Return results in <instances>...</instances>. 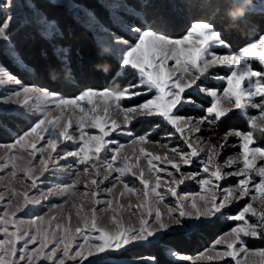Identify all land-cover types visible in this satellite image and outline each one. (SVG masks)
<instances>
[{
  "label": "snow or ice",
  "instance_id": "6c2138e0",
  "mask_svg": "<svg viewBox=\"0 0 264 264\" xmlns=\"http://www.w3.org/2000/svg\"><path fill=\"white\" fill-rule=\"evenodd\" d=\"M122 6L120 0L112 7ZM26 7L31 5L0 0V47L13 43L15 27L25 22L21 9ZM256 7L254 0H216L217 11L233 22L248 20ZM240 9L244 15L233 20ZM105 31L109 47L121 53L119 66L132 76L120 87L83 86L77 94L64 97L44 86L25 85L0 65V85L15 86L0 94V126L3 117L13 114L35 117L13 142L3 145L8 154L0 162V172L11 168L7 176L16 178L19 167L20 180L31 181L28 187L37 189L18 191L9 181L6 191L0 192V264H117V257L129 252L135 253L129 264H162V257L170 258L168 264H184L191 258L174 245L177 234L213 227L221 218L236 222L235 226L214 241L215 255L207 258H218L222 264H250L258 257L254 264H264V248L249 247L251 240L264 242V144L254 136L259 130L264 137V32L233 50L207 20L193 21L178 38L157 31L147 21L125 24L127 36ZM218 48L227 51L218 53ZM66 51L57 48L58 54ZM216 67L227 69L216 77L224 82L220 89L203 83L211 75L209 69ZM100 70L107 73L109 68L104 65ZM69 106L79 113L75 126L71 118L64 121L63 109ZM189 107L203 114L185 115ZM56 110H61L59 115ZM233 115L245 120L250 130L227 128L221 133L219 129ZM142 122L150 127L137 132L135 124ZM161 132L169 138L179 134L183 146L161 144L154 139ZM203 132L209 135H200ZM37 140L43 142L39 147ZM151 144L166 151L153 152L147 147ZM18 145L33 160L39 153V159L29 167L19 166L16 161L24 157L12 151ZM136 145L138 153L122 155L126 147ZM230 146L238 151L221 160ZM194 167L198 170L186 171ZM58 171L68 177L66 183L50 185L47 191L39 188L45 172ZM81 171L83 192L78 188ZM126 177L138 181V186ZM106 181L110 186L102 188ZM187 181L209 194H197L198 200L181 195L180 186ZM118 186L122 189L115 193ZM69 193L92 205L85 209L73 204L78 219L74 227L71 213L66 217L53 213L63 204L48 203V211L43 210L51 197ZM126 193L136 200L122 202ZM236 205L240 207L233 213ZM128 209L132 211L125 219L123 212ZM109 211L112 215L102 222Z\"/></svg>",
  "mask_w": 264,
  "mask_h": 264
},
{
  "label": "trees",
  "instance_id": "16d2710c",
  "mask_svg": "<svg viewBox=\"0 0 264 264\" xmlns=\"http://www.w3.org/2000/svg\"><path fill=\"white\" fill-rule=\"evenodd\" d=\"M32 1L39 12L38 19L27 14L24 16L25 22L18 24L13 31L12 50L20 65L12 63L8 55L0 48V65L10 70L25 85L44 86L64 97H71L77 94L83 86L120 87L132 79L131 74L122 70L117 60L101 49L92 32L74 19L64 7L52 4L47 0ZM73 1L95 11L98 19L111 31L127 36L120 29L114 28L109 21L108 14L104 9L102 10L97 0ZM171 1L182 12L184 11V14L180 15V11L177 9L176 12L173 11ZM178 1L180 0H158L154 1V5H150L148 2L129 5L134 10H138L142 16L145 14L136 23L142 24L147 21L157 31L175 38L185 34L193 21L207 20L223 33L233 50L245 46L258 34L264 32V14L260 16L258 15L260 13H250L248 20L243 23L241 21L233 22L224 16L222 10L217 11L216 0H201L196 7L189 4L182 5L183 9ZM1 11L2 8H0ZM125 22L134 23L130 18H126ZM256 23L260 25L256 26ZM58 47L65 48L66 53L58 54ZM219 52H226V50L222 49ZM65 62L67 67H65ZM98 65L100 68L107 65L109 71L104 73L97 67ZM205 86L220 88L212 82L205 83ZM184 114L199 116L203 113L200 110L185 109ZM23 122L12 115L3 117V125L0 126V143L11 142L13 138L9 134L15 136L26 130L27 127ZM148 127L150 125L146 123L143 128L145 130ZM227 128L250 130L245 120L238 115L227 119L219 131L222 133ZM254 136L258 143L264 144V137L259 131L255 130ZM232 226H235L234 222L220 220L210 228L177 234L173 243L177 250L184 255H198L208 249L221 234L227 232ZM249 247L252 249L264 248V242L251 240ZM134 254V252L126 253L124 257H117V260H131ZM169 260L168 257H162V264H168Z\"/></svg>",
  "mask_w": 264,
  "mask_h": 264
},
{
  "label": "rangeland",
  "instance_id": "374dc122",
  "mask_svg": "<svg viewBox=\"0 0 264 264\" xmlns=\"http://www.w3.org/2000/svg\"><path fill=\"white\" fill-rule=\"evenodd\" d=\"M47 1H49L52 4H56V5H60V6L64 7L65 10L68 13H70L74 19H76L78 22H80L83 26H85L86 28H88L92 32L94 39L96 40V42L98 43V45L101 47L102 50H104L105 52L110 54L118 62L120 61L121 53L119 52V50H113L111 47H109V37L106 34L105 30H108V31H111V30L109 28H107L98 19L97 15L95 14V11H91L90 9H87L84 6L76 4L73 0H47ZM154 1L156 2L158 0H122V3H123L122 7L113 8L112 6L120 3V0H97V2L100 3L99 6L102 8V10L104 9L105 12L108 14L109 21H111L114 28L116 27L117 29H120L124 33H126L124 31V25L127 24L125 22L126 18H130V20H132L134 23H136L141 18H143V16L145 15V14H143V16H142L138 10H134L129 4H138V3L143 4L144 2H148V3H150V5H154L155 4ZM20 2L22 4H30L31 5V7H26V8L21 9L23 16H25L27 14H31L35 18L38 19L39 12L37 11V8L34 5L32 0H20ZM178 2L180 3L181 6L189 4L191 6L196 7L197 5H199L201 0H194V1H192V0H180ZM254 2L256 3L257 7L255 8V10L252 13H260L258 15L262 16V14H264V0H254ZM170 4L172 6L173 11H175L177 9L178 11H180V15L184 14L183 13L184 11L182 12V10H180L178 7H176L172 1L170 2ZM183 8L184 7L182 6V9ZM1 12H3V8H2ZM147 12H148V10L146 11V13ZM241 23H243V21H241ZM259 25H260L259 23H256V26H259ZM111 32H113V31H111ZM126 35H127V33H126ZM0 48L3 52H5L8 55V58L12 61V63H14L16 65H20V63L17 62V60L15 59L17 57L12 50V45L3 46ZM105 49H107V50H105ZM221 50L222 49H220V48L216 49V51L218 53H220L219 51H221ZM225 50L227 51V49H225ZM169 63L171 64L172 62L170 61ZM253 64L255 67H257V68L259 67L258 62H253ZM122 70H125V69L122 68ZM226 71H227V69L221 68V67L210 68L209 72L211 73V75L207 79L203 80L204 85H205V83L212 82V83L216 84L218 87L222 88L224 86V82L219 81L218 79H216V77L219 75H224ZM14 87L15 86H11V85H0V94H7V92L10 91ZM220 88H218V89H220ZM96 103L100 104L101 106L103 105L102 100H98V101H96ZM124 103H129V102L124 101ZM186 109L192 110L193 108L189 107ZM194 110L198 111L199 109H194ZM21 111H23V110H21ZM60 111L61 110H56L55 114L59 115ZM63 112H64V121L71 118L73 121V125L75 126L76 122H78V120H79L78 111L72 109L69 106V107L63 109ZM251 112H252V114H257L255 110H251ZM12 116L15 117L16 119H21L22 121H24L23 124L27 128L32 123V120L35 119V117H32L30 119H25L24 117H17L15 114H13ZM146 123L147 122L135 124L136 131L137 132H143L144 131L143 127L145 126ZM86 131L91 132V133L97 132L96 129H86ZM257 131H259V130H257ZM9 135H11L12 138L16 136V135L14 136L12 134H9ZM200 135L208 136L209 133L203 132ZM154 139L160 141L161 144L169 143L170 146H172V145L183 146V142L179 139V134H176V136L169 138L163 132L161 136H157ZM120 140L123 143H127V138H125V137H120ZM233 140H235V138H233ZM11 142H13V139ZM11 142H9V143H11ZM9 143H0V162H3V160L6 158V156L8 154V150L5 147H3V145H7ZM36 143H37V147H39L43 142L37 140ZM61 147H63V145H61ZM139 147H140L139 145L128 146L125 148L124 153H122V155L133 152V151L138 153ZM147 147L149 150H151L153 152H157V153L166 151L165 149H163L162 147H160L156 144H151V145H148ZM12 151H15L19 156L24 157L23 159H18L16 161V163L21 167H25V168L29 167L32 163H35L36 160L39 159V153H35L36 160H33L30 156H28L27 152L23 148H21L19 145L17 146V148L15 150H12ZM32 151L33 150L29 147L28 152H32ZM237 151H238V149L236 147L230 146V147L225 149V151L221 155L220 159L223 160L228 156H232ZM169 155H171V153H169ZM61 163L64 164L65 162H61ZM154 163H157L159 167H165V165L162 163H159V162H154ZM141 164L146 166V161H144L143 158H141ZM81 168H82V166H81ZM196 170H198V169L195 167L192 169H186V171H196ZM225 170L227 171L229 169H225ZM10 171H12V169L8 168V169H5L4 171L0 172V177H6L5 179H0V192L6 191L4 185H6L9 181H12L14 183L15 189L18 191H23L25 189L29 193H34L37 191V189H33V188L28 187L30 185L31 181H29L27 179H23V181L20 180V178L23 177V172L20 171L19 167L17 168V177L16 178L7 176V173ZM161 175H164V174L161 173ZM45 177L47 179H45ZM41 179L44 182L39 185V188L44 190V191H47L50 185H55L57 183H60V184L66 183L68 177L63 172L58 171V172H56L55 175H53L51 172H45L44 175L41 177ZM84 179H85V176H84L83 172L81 171V181L82 182L80 185H78L80 192L84 191V187H83V180ZM126 179L129 180L130 184L135 183L138 186V181H133L131 179V177H126ZM231 179L234 181L235 178H231ZM229 182H231V181H225L224 183L227 184ZM105 186H110L109 182L106 181L105 185H102L101 187L103 188ZM121 189H122V186H118L115 190V193H118ZM179 191H180L181 195L196 196L197 200L199 199V196L197 194H203V195L209 194L207 192H201L200 186L197 183H195L194 181H187L185 185L180 186ZM128 199H131L133 201L136 200L135 197H131L130 194H127V193L125 194L124 198H121L122 202H127ZM65 200H67V203H64ZM165 202L167 203L168 200H166ZM4 203H7V201H5ZM48 203L63 204L64 205L63 208L53 209V213L54 214H61L65 217L68 216L69 213H71V215H72L71 224L73 227L78 223V219L76 217V209L72 207L73 204H75L77 207L83 205V207L85 209L92 207V205H90V204L86 203L84 200H82L80 198V196H71V193H69L63 197L53 196L50 198L49 201H45L44 202V209H43L45 212L48 211V208H47ZM255 203L258 205L259 199ZM240 204H243V201H241ZM100 207H103V206L101 205ZM239 207H240V205H236L232 210L233 213H235L239 209ZM161 208H163V205H161ZM0 211H2V207H0ZM131 211H132V209H128L127 211L123 212L125 219L129 218ZM145 211H146V209H140L141 213H143ZM18 215L21 217H24L25 219L28 218V217L24 216V213H19ZM111 215H112L111 211H109L108 213H105L103 216L102 222L107 221ZM131 220H132V222H136L135 217H131ZM221 220L227 221L225 218H221ZM229 222H231V221H229ZM234 223H236V222H234ZM186 233H189V232H186ZM213 244L208 249L204 250L203 252L199 253L198 255L188 256L191 259L189 261L184 262V264H222V262H220L218 258L211 259V260L207 258V257L215 255V250L213 249ZM217 248H219V246H217ZM113 255H116V254H113ZM258 259H259L258 257H253L252 260L250 261V264H254V262L257 261ZM129 261L130 260H117V264H129ZM41 264H44V262H41ZM233 264H234V262H233Z\"/></svg>",
  "mask_w": 264,
  "mask_h": 264
},
{
  "label": "clouds",
  "instance_id": "9594fccd",
  "mask_svg": "<svg viewBox=\"0 0 264 264\" xmlns=\"http://www.w3.org/2000/svg\"><path fill=\"white\" fill-rule=\"evenodd\" d=\"M244 15V10L240 9L235 14L232 15V19L236 20L238 17H242Z\"/></svg>",
  "mask_w": 264,
  "mask_h": 264
}]
</instances>
